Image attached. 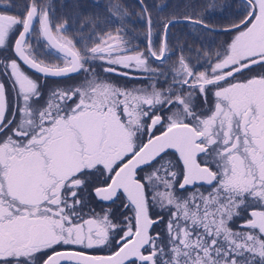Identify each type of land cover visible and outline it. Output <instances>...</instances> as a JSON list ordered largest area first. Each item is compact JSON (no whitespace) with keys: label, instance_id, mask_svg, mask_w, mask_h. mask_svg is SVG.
I'll return each instance as SVG.
<instances>
[{"label":"snow or ice","instance_id":"snow-or-ice-1","mask_svg":"<svg viewBox=\"0 0 264 264\" xmlns=\"http://www.w3.org/2000/svg\"><path fill=\"white\" fill-rule=\"evenodd\" d=\"M138 5L0 0V264H264V0Z\"/></svg>","mask_w":264,"mask_h":264},{"label":"rangeland","instance_id":"rangeland-1","mask_svg":"<svg viewBox=\"0 0 264 264\" xmlns=\"http://www.w3.org/2000/svg\"><path fill=\"white\" fill-rule=\"evenodd\" d=\"M28 0H12L13 5H16L18 7H14L11 10L10 14H16L17 12H21L23 10L24 5H26ZM155 3H165L167 6L159 13L160 15H167L170 12H177L178 14L184 11L183 5L187 2V0H154ZM108 3V0H51V4L54 6L56 14L58 16L67 18L72 28L75 29L77 26V21L82 20L84 17L89 15L98 14L103 16V10L104 5ZM125 5L128 7L129 12L131 13H138L139 12V5L138 0H124ZM86 6V8L84 7ZM235 11V7L226 9L224 12V16H231ZM156 13L154 12V15ZM223 19L222 16L219 13L216 14H210V21L213 24H223L227 23V20H221ZM131 20L135 22V27L137 29L142 30V23L137 20V16L133 15L131 17ZM210 36V35H209ZM207 36V37H209ZM207 37L204 39L205 46H212L207 45ZM220 37L214 34H211V38ZM229 37L227 36V40ZM211 40H209L208 43H210ZM199 47V42L196 45ZM119 79V78H115ZM123 82V81H120ZM52 83V82H50ZM101 205L98 204V208H96V211L100 210ZM113 211L119 215L121 211H123L122 208L119 207V205H112L111 206ZM98 254H106V250H97Z\"/></svg>","mask_w":264,"mask_h":264},{"label":"flooded vegetation","instance_id":"flooded-vegetation-1","mask_svg":"<svg viewBox=\"0 0 264 264\" xmlns=\"http://www.w3.org/2000/svg\"><path fill=\"white\" fill-rule=\"evenodd\" d=\"M221 20H225V19H219V21ZM214 35H217V36H220V37H216V38H211V35L209 37H207V41L209 42V40H211L210 43L207 42V45H212V49L215 51L216 49L219 48V46L225 41L227 40V36L224 35V34H214ZM122 81V80H121ZM52 82V81H50ZM67 83H71V81H66ZM98 204H94L93 207H97L98 208ZM92 252V254H97V255H103V254H98L97 253V250H89Z\"/></svg>","mask_w":264,"mask_h":264},{"label":"trees","instance_id":"trees-1","mask_svg":"<svg viewBox=\"0 0 264 264\" xmlns=\"http://www.w3.org/2000/svg\"><path fill=\"white\" fill-rule=\"evenodd\" d=\"M86 8V6H84Z\"/></svg>","mask_w":264,"mask_h":264}]
</instances>
